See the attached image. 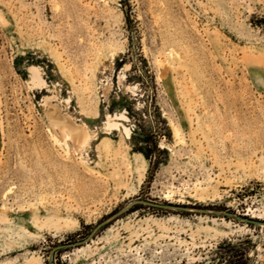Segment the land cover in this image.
I'll use <instances>...</instances> for the list:
<instances>
[{
    "label": "rangeland",
    "instance_id": "obj_1",
    "mask_svg": "<svg viewBox=\"0 0 264 264\" xmlns=\"http://www.w3.org/2000/svg\"><path fill=\"white\" fill-rule=\"evenodd\" d=\"M36 259L264 264V0H0V264Z\"/></svg>",
    "mask_w": 264,
    "mask_h": 264
},
{
    "label": "bare ground",
    "instance_id": "obj_2",
    "mask_svg": "<svg viewBox=\"0 0 264 264\" xmlns=\"http://www.w3.org/2000/svg\"><path fill=\"white\" fill-rule=\"evenodd\" d=\"M34 78L35 80H39V73L34 71ZM50 117L52 121L60 126L64 132H70V136H72L76 141L83 143L86 141L88 137V133L84 131L82 128L78 127L72 120L68 122V120L58 113L57 109L51 108L49 110ZM66 136H69L66 133ZM174 134L179 136V130L177 128L174 129ZM263 224V223H262ZM33 264H39V259H36Z\"/></svg>",
    "mask_w": 264,
    "mask_h": 264
}]
</instances>
